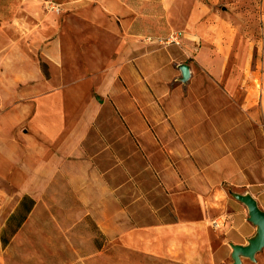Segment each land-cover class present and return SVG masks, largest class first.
I'll return each instance as SVG.
<instances>
[{
    "label": "rangeland",
    "instance_id": "374dc122",
    "mask_svg": "<svg viewBox=\"0 0 264 264\" xmlns=\"http://www.w3.org/2000/svg\"><path fill=\"white\" fill-rule=\"evenodd\" d=\"M205 2L234 27L227 62L231 75L224 84L185 57L182 20L176 16L166 21L159 0H0V98L9 104L27 92L41 95L74 81L86 86L89 97L98 96L97 108H92L97 121L84 150L105 173L116 198L109 220L103 222L116 231L107 237L90 215L93 206L80 203L64 180L55 176L8 244L0 243V264H173L125 251L118 229L125 223V205L132 202L128 207L135 216L145 218L133 220L134 224L156 223L153 215L160 221L187 217L198 208L185 184L192 175L186 168L192 167L199 172L194 182L198 184L202 174L222 184L228 176L232 180L238 176L244 184L264 182V128L244 105L246 95L251 93L256 101L264 86V0ZM190 5L184 4L180 17L187 16ZM139 12L143 31L125 45V20L137 23ZM171 32L180 33L178 45L166 43ZM181 64L194 73L185 82ZM161 67L175 73L168 80L178 91L172 96L174 107L165 109L169 103L163 101L156 105L148 83L139 91L132 89L141 108L127 106L125 89L137 76L128 81L126 73ZM137 119L143 126L138 131L146 132L144 139L135 135L137 122L131 120ZM152 134H165L167 139L155 142ZM138 149L158 152L155 158L145 156L146 173L141 175L146 195L139 199L134 189L125 195V163L133 166L131 170L142 165ZM167 162L177 167L183 182L173 190V202L163 184L158 189V178L148 173L149 164ZM1 185L8 193L15 191L5 182ZM11 201L0 209V229ZM242 260L241 264H264V248L254 260Z\"/></svg>",
    "mask_w": 264,
    "mask_h": 264
},
{
    "label": "crops",
    "instance_id": "0c3cea01",
    "mask_svg": "<svg viewBox=\"0 0 264 264\" xmlns=\"http://www.w3.org/2000/svg\"><path fill=\"white\" fill-rule=\"evenodd\" d=\"M190 2L187 16L180 17L184 4ZM159 4L166 21L170 22L176 16L182 20V51L185 57L203 66L201 71L209 77L226 83V77L231 75L227 70V62L233 50V25L211 11L205 0H159ZM141 15L140 12L137 14V23L125 20V45L130 44L133 36L143 31L144 20ZM127 53L125 52V60L128 58ZM174 74L162 67L126 73L127 80L136 76L137 79L131 82L128 90L125 89V104L141 108L140 100L133 96L132 89L137 87L139 91L140 86L148 83L156 105L163 101L169 103L165 105V109L174 107L175 100L172 96L178 91L173 83L168 82ZM193 75L190 69L189 78ZM147 76L151 79L142 80ZM29 88L33 91L35 87ZM85 91L84 84L74 81L41 95L27 92L9 104L4 102V97L0 98V209L12 200L10 214L21 197L27 195L35 201L29 216L38 196L51 188L55 176L61 177L80 203L93 206L91 217L98 229L111 237L116 231L114 226L103 222L109 220L110 211L115 206L113 186L105 180V173L94 166L84 150V142L97 121V112L92 108H97L99 100L96 99L98 96L89 97ZM130 94L132 98L129 97ZM251 96V93L245 96L244 105L248 107L254 120L259 121L264 128V86L256 101ZM131 121L137 122V127H134L137 131L142 129L139 119ZM130 131L133 132L131 127ZM135 135L137 139H144L146 132L141 134L138 131ZM164 135L152 134L151 137L156 142L166 140ZM168 139H171V135ZM137 152L143 158L142 165H137V170H131L133 166L125 163V195L128 190L134 189L137 190L136 197L139 199L146 195L143 186L146 180L143 182L145 177L141 175L146 173L145 156L155 158L158 152L141 149ZM148 167V173L158 178V189L161 190L163 184L173 202V190L178 183H183L177 176V167L174 168L170 162L163 165L149 164ZM188 172L192 175L185 184L198 206L196 211L189 213L187 217L167 221H160L162 218L153 215L151 219L159 221L141 225L132 223L133 220H145L143 217H136L135 211L128 207L133 203L125 205V223L118 229H121L119 235L126 252L161 263L227 264L231 262L228 261L230 244L245 245L255 234L256 227L248 221L245 205L232 194L251 195L259 209L264 211V182L244 184L238 176L235 177L237 180L228 176L222 180L225 182L222 184L202 174L201 183L198 184L194 182L199 172H195L193 167L186 168V173ZM135 173L138 175H134ZM3 182L15 191L8 193L1 185ZM221 218V228L211 225L212 220Z\"/></svg>",
    "mask_w": 264,
    "mask_h": 264
},
{
    "label": "water",
    "instance_id": "95a60500",
    "mask_svg": "<svg viewBox=\"0 0 264 264\" xmlns=\"http://www.w3.org/2000/svg\"><path fill=\"white\" fill-rule=\"evenodd\" d=\"M181 80L189 79V69L186 64L179 66ZM233 197L245 205L248 214V221L256 227L255 234L247 240L245 245L230 244L231 262L227 264H241L242 258L254 260L255 255L264 248V211L259 209L255 199L249 194L233 193Z\"/></svg>",
    "mask_w": 264,
    "mask_h": 264
},
{
    "label": "trees",
    "instance_id": "16d2710c",
    "mask_svg": "<svg viewBox=\"0 0 264 264\" xmlns=\"http://www.w3.org/2000/svg\"><path fill=\"white\" fill-rule=\"evenodd\" d=\"M34 202L33 198L23 195L19 200L17 207L8 215L4 227L0 229V243L3 247L8 244L11 237L26 220L34 206Z\"/></svg>",
    "mask_w": 264,
    "mask_h": 264
},
{
    "label": "built area",
    "instance_id": "2783aa9c",
    "mask_svg": "<svg viewBox=\"0 0 264 264\" xmlns=\"http://www.w3.org/2000/svg\"><path fill=\"white\" fill-rule=\"evenodd\" d=\"M180 33L178 32H171L168 37L166 43L168 44H176L178 45L180 43ZM223 221L221 219H217L213 221L214 227H218L219 225L222 226Z\"/></svg>",
    "mask_w": 264,
    "mask_h": 264
}]
</instances>
